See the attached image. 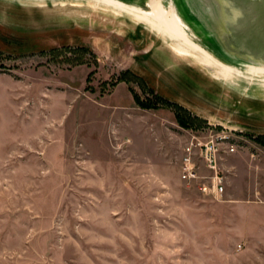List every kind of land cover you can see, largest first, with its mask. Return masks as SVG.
Returning <instances> with one entry per match:
<instances>
[{
    "label": "rangeland",
    "instance_id": "1",
    "mask_svg": "<svg viewBox=\"0 0 264 264\" xmlns=\"http://www.w3.org/2000/svg\"><path fill=\"white\" fill-rule=\"evenodd\" d=\"M91 3L0 0V264H217L186 220L221 202L180 180L181 149L235 130L226 188L264 153V83L230 89Z\"/></svg>",
    "mask_w": 264,
    "mask_h": 264
},
{
    "label": "crops",
    "instance_id": "2",
    "mask_svg": "<svg viewBox=\"0 0 264 264\" xmlns=\"http://www.w3.org/2000/svg\"><path fill=\"white\" fill-rule=\"evenodd\" d=\"M232 161L224 201L203 205L201 215L192 211L186 223L202 235V254L217 264H264V153L255 163L243 154Z\"/></svg>",
    "mask_w": 264,
    "mask_h": 264
},
{
    "label": "water",
    "instance_id": "3",
    "mask_svg": "<svg viewBox=\"0 0 264 264\" xmlns=\"http://www.w3.org/2000/svg\"><path fill=\"white\" fill-rule=\"evenodd\" d=\"M137 5L134 0H119ZM187 33L223 64L264 68V0H167ZM164 4V3H163Z\"/></svg>",
    "mask_w": 264,
    "mask_h": 264
},
{
    "label": "bare ground",
    "instance_id": "4",
    "mask_svg": "<svg viewBox=\"0 0 264 264\" xmlns=\"http://www.w3.org/2000/svg\"><path fill=\"white\" fill-rule=\"evenodd\" d=\"M10 1L21 3L28 0ZM35 1L38 2L45 0H34V2ZM89 1L92 2L90 4V9L93 10V12L108 11L107 13H111L115 17L120 18L119 16H126L128 19L136 23L138 26L131 25L130 23L124 21V24L128 26L127 32L129 36H131V38L136 37L142 42H145V38H148L151 42L159 43L160 47L163 46L162 44H165L168 48V51L171 52V56L177 58L178 60L187 59L191 62H194L195 64L200 66L209 75V77L230 89L239 90L232 83L233 79L240 81L242 79H245V77L250 79L255 78L261 79L264 83V68L249 67L243 72L232 66L223 64L218 61L215 57H213L209 52H207L204 48H202L198 43H196L192 39V37L187 33L186 26L177 16L173 7H164L162 0H148L147 9L128 5L119 0ZM78 11L82 10L80 9ZM146 31L153 34V36L158 38L161 42L156 40L155 38L151 39L152 36L149 35L151 36L149 37ZM1 35L4 34L1 33Z\"/></svg>",
    "mask_w": 264,
    "mask_h": 264
},
{
    "label": "built area",
    "instance_id": "5",
    "mask_svg": "<svg viewBox=\"0 0 264 264\" xmlns=\"http://www.w3.org/2000/svg\"><path fill=\"white\" fill-rule=\"evenodd\" d=\"M202 135L186 139L179 162V176L184 183L196 182L199 191L212 200L222 202L225 194V178L220 162L239 148L235 130L207 127ZM234 132V133H233Z\"/></svg>",
    "mask_w": 264,
    "mask_h": 264
},
{
    "label": "trees",
    "instance_id": "6",
    "mask_svg": "<svg viewBox=\"0 0 264 264\" xmlns=\"http://www.w3.org/2000/svg\"><path fill=\"white\" fill-rule=\"evenodd\" d=\"M188 125H186L185 127H187Z\"/></svg>",
    "mask_w": 264,
    "mask_h": 264
}]
</instances>
